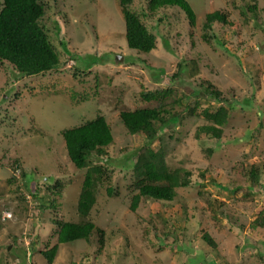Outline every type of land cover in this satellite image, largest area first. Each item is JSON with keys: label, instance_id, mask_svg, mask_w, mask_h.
<instances>
[{"label": "rangeland", "instance_id": "obj_1", "mask_svg": "<svg viewBox=\"0 0 264 264\" xmlns=\"http://www.w3.org/2000/svg\"><path fill=\"white\" fill-rule=\"evenodd\" d=\"M42 1V22L61 63L19 76L10 63L0 62V264H20L27 250L32 264H264V224L253 225L264 207V187L247 183L244 173L264 160V0H186L195 14L193 26L177 6L148 15L145 0H134L156 38L148 52L127 46L117 0ZM253 3L254 13L248 7ZM213 10L226 22L205 29V14ZM162 36L172 52L164 49ZM91 59L96 63L85 67ZM176 63L181 82L177 76L167 102L183 117L151 145L165 149L170 165L189 168L195 181L176 188L170 201L141 197L131 211L130 166L145 139L128 134L118 112L140 105V91L168 86ZM202 80L224 91L233 87L239 100L252 99L249 107L229 110L219 139L203 133L197 138L202 120L186 116L182 107L189 104L199 112L216 105L192 93ZM96 111L113 136L98 160L108 165L110 178L96 188L89 214L104 229V247L93 257L92 245L83 239L60 243L47 263L40 251L55 242V221L78 219L83 176L68 159L59 131ZM245 131L251 136L244 138ZM260 183L264 186V173ZM204 232L214 247L203 240Z\"/></svg>", "mask_w": 264, "mask_h": 264}, {"label": "trees", "instance_id": "obj_2", "mask_svg": "<svg viewBox=\"0 0 264 264\" xmlns=\"http://www.w3.org/2000/svg\"><path fill=\"white\" fill-rule=\"evenodd\" d=\"M117 3L124 20L127 46L138 52H148L153 49L156 46L155 35L146 27L135 10L134 0H117ZM171 6L179 7L184 12L188 24L194 25L195 14L186 0H145L144 12L151 15L157 10L168 9ZM248 7L254 13L255 3ZM43 14L44 3L42 0H0V62L10 63L19 76L44 73L56 68L61 63L56 46L50 40L42 22ZM213 22H226L224 14L218 10L205 14L203 27L208 29ZM162 38L164 49L172 52L174 47L168 44L165 36ZM203 38L207 39V35L203 34ZM70 57L73 58V56ZM74 59L76 60L75 57ZM95 63L96 60L91 59L84 66L88 68ZM176 65V71L168 78L170 82L168 86L140 91V105H136L132 109H121L118 112L120 122L126 132L131 135L141 134L145 139L144 144L133 152V161L130 166L132 183L128 192V207L131 211L136 209L141 197L170 201L176 195V188L187 186L195 181L189 168L170 165L166 160L165 149L162 147L154 149L151 145L154 139L161 142V137L158 135L162 129L169 125L174 126L183 117L181 112L174 110L172 103L168 104L167 102L168 97L175 93L174 86L171 84L177 76V81L181 82L179 78L181 67L179 63ZM73 68L76 71L79 70L78 72H83L77 66H73ZM162 72L163 69H160L159 73ZM199 82L198 87L191 90L194 96L204 95L207 100H213L216 105L203 107L199 112L189 104L182 107L187 108L186 116H199L202 120L196 126L197 138V135L203 133L208 138L219 139L229 110L234 109L235 106H239L241 109L245 105L249 107L252 99L249 96L237 99L232 93L233 87L224 91L209 80ZM59 134L64 142L68 159L74 168L83 171V176L75 205L78 219L55 221L57 226L54 231L55 242L40 251L47 263H51L60 243L83 239L92 245L90 252L93 257L99 255L104 247V229L92 221L89 214L96 200V188L99 185L102 186L103 182L110 178L111 170L108 165L98 162V160L105 155V147L112 142L111 129L103 113L96 111L92 117L77 125L63 127ZM250 136L251 132L245 131L243 137ZM244 173L247 183L257 184L260 189H263L264 186L261 185L260 179L264 173V160L251 163L245 167ZM20 175L25 178V172L22 171ZM198 176L203 178V172H198ZM210 182L217 184L213 178H210ZM218 185L224 186L223 184ZM24 186H27L26 182ZM109 189L111 186L107 187V191ZM32 195L36 197L35 194ZM33 196L34 205L39 206ZM254 224H264V207L256 213ZM202 238L209 246H215V241L207 232L202 234ZM8 252L14 253L13 250ZM28 255L30 252L27 254V251H22L19 257L20 264H32ZM201 261L203 262V258ZM80 264L85 263L80 262Z\"/></svg>", "mask_w": 264, "mask_h": 264}, {"label": "clouds", "instance_id": "obj_3", "mask_svg": "<svg viewBox=\"0 0 264 264\" xmlns=\"http://www.w3.org/2000/svg\"><path fill=\"white\" fill-rule=\"evenodd\" d=\"M27 195L30 197V195H29V194H27ZM29 197H28V198H29ZM27 252L29 253V252H30V250H27Z\"/></svg>", "mask_w": 264, "mask_h": 264}]
</instances>
